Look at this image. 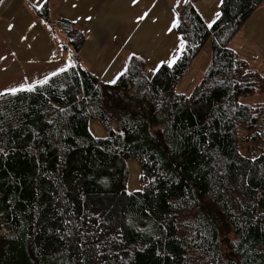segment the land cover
Returning <instances> with one entry per match:
<instances>
[{
  "label": "trees",
  "instance_id": "obj_1",
  "mask_svg": "<svg viewBox=\"0 0 264 264\" xmlns=\"http://www.w3.org/2000/svg\"><path fill=\"white\" fill-rule=\"evenodd\" d=\"M196 1L175 9V63L131 55L115 83L82 65L85 31L32 8L65 35L70 63L0 93V264H264V104L239 101L264 77L229 47L263 0H222L211 27ZM208 39L202 78L177 93Z\"/></svg>",
  "mask_w": 264,
  "mask_h": 264
},
{
  "label": "crops",
  "instance_id": "obj_2",
  "mask_svg": "<svg viewBox=\"0 0 264 264\" xmlns=\"http://www.w3.org/2000/svg\"><path fill=\"white\" fill-rule=\"evenodd\" d=\"M184 1L2 0L0 93L26 88L65 69L70 63L69 53L62 47L66 43L65 35L58 28L48 30L32 8L39 9L46 3L51 17L67 19L85 31L82 65L102 82L110 83L131 55L143 58L148 70H155L163 63L169 64L174 56L180 55L181 36L172 25L176 22L175 9ZM221 1L195 2V9L207 26L217 19V13L220 14ZM208 41L211 39L203 48ZM229 47L264 76V0L231 38ZM199 54L178 82L188 74L190 66H195ZM207 66L208 62L196 65L188 90L190 93ZM88 129L96 138L107 135L104 127L96 121H89ZM126 165L128 177L130 172L133 176L136 172L140 175V167L135 161L128 160ZM138 189V183H129L127 179L129 192Z\"/></svg>",
  "mask_w": 264,
  "mask_h": 264
},
{
  "label": "rangeland",
  "instance_id": "obj_3",
  "mask_svg": "<svg viewBox=\"0 0 264 264\" xmlns=\"http://www.w3.org/2000/svg\"><path fill=\"white\" fill-rule=\"evenodd\" d=\"M198 57H199V59L195 63V66L194 65L190 66V70H189L188 74L180 82H178L179 83V84H177L178 86H175V91L177 93L188 96L190 93L188 91L189 86L191 85L192 77L194 75V72L196 71L195 70L196 65L201 63V62H204L205 64L207 62H208V64L210 63V61H211V42L210 41H208L206 43V46L204 48L202 47ZM200 79H199V81H200ZM261 85L262 84H260V86ZM262 87H264V86H262ZM256 91H255L256 93L253 92L249 95L241 96L239 101L241 103H244V104L245 103L246 104L264 103V89H257ZM239 135L244 136V135H247V133L244 129L239 128ZM241 143H243V146L241 145ZM239 144H240L241 153L243 155H250L251 154L252 147H251V144L249 142H247V141L241 142L240 141ZM140 172H141V170H140ZM128 181H129V183H134V184L138 183L139 188H140V175L137 174V172L135 173V176H133L130 172L129 177H128Z\"/></svg>",
  "mask_w": 264,
  "mask_h": 264
},
{
  "label": "snow or ice",
  "instance_id": "obj_4",
  "mask_svg": "<svg viewBox=\"0 0 264 264\" xmlns=\"http://www.w3.org/2000/svg\"><path fill=\"white\" fill-rule=\"evenodd\" d=\"M0 2H2V0H0ZM134 2H135V0H134ZM145 15H147V13H145ZM219 13H217L216 14V17H217V19L219 18ZM144 17H140V19H143ZM212 23H215V21H212ZM178 25H177V22H173V25H172V27H177ZM212 26V24L210 23L209 24V27H211ZM170 31H171V29H170ZM180 49L182 50L183 49V47H184V44H183V41H181V44H180ZM178 58V56H174L173 57V59L171 60V61H169L168 63H169V66H171V64L172 63H175V60ZM63 70V69H62ZM112 83H115V81H112ZM18 89H11V91L12 92H16ZM29 90H31V89H29Z\"/></svg>",
  "mask_w": 264,
  "mask_h": 264
}]
</instances>
